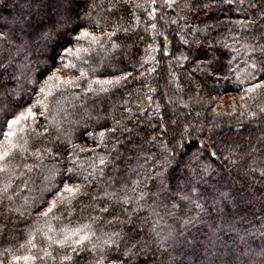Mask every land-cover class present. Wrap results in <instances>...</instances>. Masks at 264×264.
I'll list each match as a JSON object with an SVG mask.
<instances>
[{"label":"trees","instance_id":"16d2710c","mask_svg":"<svg viewBox=\"0 0 264 264\" xmlns=\"http://www.w3.org/2000/svg\"><path fill=\"white\" fill-rule=\"evenodd\" d=\"M20 3L21 0H0V20L11 21ZM78 12L79 27L60 41L64 47L55 61L33 63L32 77L38 84H28L18 93L25 106L38 101L47 105L33 108L35 123L29 118L15 129L19 142L27 140L29 151L47 147L50 153L45 154L44 164L34 167L32 172H27L25 162L17 156L9 164L10 173H0V261L25 264L14 257L35 255L38 259L34 264H96V259L103 260V264H121L112 258L123 257L134 243L140 247L137 240H147L154 249L151 237L146 235L154 218L147 210L133 211L137 207L136 197L140 191L153 188V170L164 156H174L168 171L173 185L180 186L188 174L186 166L194 156H199L200 160L211 162L215 170L208 183L201 185L202 200L209 211L197 217L194 208H184L181 220L197 217L181 237L191 244L180 243L175 251L169 249L171 256L156 252L147 259L155 264H170L172 257L176 264H208L211 236L220 249L214 250V255L222 262L229 258L230 249L239 250V237L228 230L230 224H235L245 237V244L240 245L249 254L245 259L250 256L249 264H259L264 259L260 255L264 249V213L259 196L243 213L231 204H214V200L221 191L249 186L255 191L262 187L259 168L255 175L245 176L244 167L233 166L224 157L235 152L239 158L254 148L256 162L245 155L248 163L256 167L264 160V113L260 111L264 108V88L253 93L246 91L261 81L259 73L255 80L248 77L250 69L245 61L249 53L243 49L246 41L264 43V0H175L171 6L157 0H80ZM237 20L256 23L240 28L234 23ZM115 29L119 30L108 39ZM81 31L102 37V46L90 45L87 40L77 42L75 36ZM79 48H88L89 52L82 53L78 60L75 51ZM7 55L6 51L0 52V56ZM53 63L55 67L76 65L59 74L64 79L79 77V70L88 72L89 79H127L115 86L104 85L107 91L99 94H85L87 81H81L78 88L65 90L56 81L45 85L52 75L46 66ZM172 63L175 69H169ZM92 68L96 71L92 72ZM214 68L223 70L213 71ZM13 71L8 68L0 77L6 86L5 91H0V139L2 131L7 130L5 120L12 118L10 110L6 116L4 109L9 103L7 89L16 84ZM41 86L52 95H42ZM112 128L115 133L109 131ZM102 132L106 134L103 145L99 144ZM38 133L44 135L38 137ZM101 157L105 159L104 165L100 164ZM72 160L77 162L76 177L69 179L66 169L72 167ZM27 163H33L31 157ZM50 168L61 173L52 183L46 179ZM89 172L95 177L89 179L90 195L73 201L68 206L71 211L58 205L54 215L41 216L48 202L55 198L51 193L56 187L63 188L61 180L74 186ZM138 181L141 183L137 184ZM5 184H9L7 193L3 192ZM112 193H117L121 200L127 196L130 202L119 203ZM148 203H152L151 198ZM104 207L109 211L103 212ZM129 219L132 223L125 222ZM160 223L162 228L172 225L183 230L171 217L166 216ZM86 224H91L95 232L92 243L86 242L90 249L97 245L91 252L77 254L71 247L53 242L62 238V229ZM141 228L144 231L137 238L136 232ZM221 228L224 230L220 231ZM30 233L35 236V248L27 245ZM113 242L119 248L110 247ZM41 249L51 255L46 256ZM143 261L142 254L131 257V264Z\"/></svg>","mask_w":264,"mask_h":264},{"label":"snow or ice","instance_id":"6c2138e0","mask_svg":"<svg viewBox=\"0 0 264 264\" xmlns=\"http://www.w3.org/2000/svg\"><path fill=\"white\" fill-rule=\"evenodd\" d=\"M174 2L175 0H165V5L171 6ZM153 3H155V0H153ZM79 6L80 0H46V2L45 0H21L19 10L11 21L0 20V52L6 51L8 53L7 56H0V77L3 76V72L7 71L8 68H13L12 78L16 81V84L11 89H7L9 103L7 109L4 110L6 116L9 114L10 110L12 118L5 120L7 130L2 131V139H0V173H10L11 169L9 164L12 160H15L17 156H19L20 160L25 162L23 166L27 172H32L34 167H39L44 164L45 154L50 153V149L47 147L29 151L27 140H24L23 143L19 142L15 129L19 127L22 122L26 123L29 118L35 123L36 113L33 111V108L39 106L47 107V105H43L38 101L35 105L25 106L22 95H18V93H22L28 84H33L34 86L38 84V81H35L32 77L33 63L40 64L42 61L49 59L54 62L56 56L60 54V50L64 47L60 41L65 36L71 35L72 32L77 30L79 26L76 25V20L79 17ZM137 6L139 7V5ZM25 7H27V10H25ZM172 23H176V21H172ZM234 23L240 28H248L256 23V21L253 20L245 23L244 21L237 20ZM118 30L119 29H115L109 33L107 38L111 39ZM75 39L77 42L80 40H87L90 45L101 44L102 46L103 38L88 31H81L80 35L75 36ZM243 49L245 52L249 53L248 61H245L247 67L250 69L247 73L248 77L255 80L257 78V73L260 74L259 79L261 83L253 84L252 87L246 90L248 93H253L258 88H264V43L246 41L243 45ZM49 51L51 54H49ZM67 51L72 52L71 49H67ZM237 51L240 50L237 49ZM13 52H15L16 55H13ZM88 52V48L76 49V58L79 60L81 59L82 53ZM184 58L186 59V57ZM84 62L86 63L87 61ZM73 68H76V65L73 63L63 64L61 67H55L54 63L51 67L46 66V71L51 72L52 75L48 76L45 85H47L49 81H56L67 90L78 88L80 87L81 81H87L85 94H99L107 91L104 85L115 86L119 84L121 80L127 79L126 76L118 77L114 80L89 79L88 72L84 70H79L80 75L76 78L69 77L64 79L59 75L65 69ZM221 70L223 69H213V71ZM91 71L95 72L96 69L92 68ZM93 85H100V87L94 88ZM5 90L6 86L3 81L0 80V91ZM39 91L42 95H52V92L50 90L46 91V88L43 86L39 88ZM243 99L244 97H241V100ZM260 111L264 113V108H261ZM41 115H43V113H41ZM252 115L255 116L257 114L253 113ZM32 131H35V129ZM109 131L115 133L116 129L112 128L109 129ZM43 135L44 133L37 134L38 137ZM105 135L104 132L100 133L99 144H104ZM83 150L84 149H81V151ZM167 151V148H165V152ZM255 151L256 150L253 148L252 151L246 154H240L239 158H236V153L232 152L225 156L224 159L233 166L244 167L246 169L244 172L245 176L250 173L255 175L257 173V168H259L258 175L262 187L255 191H252L251 186L247 189L242 188L238 191H221L219 196L215 198L214 204H231L239 208L241 213H243L250 209L252 203L256 201L257 196H259L258 202L260 204V210L261 213H264V160L257 164L256 167H252L251 164L248 163V160L245 159L246 155L255 163L256 157L252 155ZM211 155L215 156V153ZM29 157H31L33 161L32 164L27 163ZM173 159L174 156H164L158 167L154 168L151 176V179L154 181L153 188L148 191H140L138 197H136L137 207L133 210L136 213L147 210L151 217L154 218L151 221L146 235L151 237V242L155 245V248H151L147 240H137L140 247H137V244L134 243L123 257L115 256L112 258L113 260H120L121 264H131V257H139L142 254L144 256L143 264H155L154 261H149L147 259L149 255H154L156 252H159L161 255L171 256L169 249L175 251L176 246L180 243L191 244L186 238L182 241L181 237L185 236V232L190 225L196 223L197 217H199L200 214L209 211L205 206L206 201L202 200L203 192L201 191V185L208 183V178L213 175L215 170L212 168L211 162L202 161L199 156H194L193 162L186 166L188 168V174L182 178L183 186H180L179 183L173 185L171 174L168 171ZM69 163L72 167L66 169V174L69 179H73L76 177L75 169L77 167V162L72 160ZM105 163V159L101 157L100 164L104 165ZM60 174L58 169L50 168L48 169L46 179L49 183H52ZM90 177H92V179L95 178L94 174L89 172L88 175L83 176L81 183L74 186H70L61 180L60 183L63 184V188L56 187L55 191L51 193L55 198L48 202V207L41 213V216L47 218L50 215H54V209H56L58 205H65V210L71 211L72 209L68 206H71L73 201L78 200L81 196L90 195L88 192V188L91 186L89 183ZM136 183L139 184L141 182L138 181ZM8 187L9 184L4 185V193H7ZM133 191H135V188ZM204 191L207 190L205 189ZM111 196L122 204L130 202V198L127 196H125L123 200L120 199L117 193H112ZM91 198L97 199L95 196ZM149 198L152 199V203H148ZM9 199H11V197H9ZM241 205H245V207L241 208ZM186 207L194 208L197 212V217L188 216L181 220L180 214H182L183 209ZM221 210L222 209H217V211ZM102 211L108 212L109 208L104 207ZM252 215L255 216L256 213L252 212ZM166 216L178 221L179 224L182 225L183 230L172 225H167L162 228L160 222L163 221ZM56 218L59 219V217ZM244 218L245 217L241 215V219L243 220ZM95 219L96 218H93V220ZM144 219L147 221L148 217ZM125 222L132 223L130 219ZM109 223H111V221H109ZM133 228H135L134 224ZM133 228H130L129 231L131 232ZM223 230V228L220 229V231ZM228 230L239 237V245L237 246L239 250L230 249L228 252L229 258L221 262L219 257L214 255V250L215 252H219L220 249L217 247L213 237L210 236L208 241L209 246L207 248L209 257L208 264H249L250 256L249 259H245V256L249 255L247 249L240 247V245L245 244V237L240 235V229H238L235 224H230ZM143 231L144 229L142 228L137 231L136 237H140ZM261 231L264 232V226H262ZM93 235H95V232L92 229V225L86 224L72 229H62V238L53 242L57 243L60 247H71L77 254L81 251L91 252L97 247L96 244H93L91 249L87 247V243H92L91 237ZM116 235H119V233H116ZM48 239L52 240L51 237H48ZM109 239H111V236H109ZM105 243H107V241H105ZM27 245L32 248L36 247L35 236L31 233L29 234ZM21 247H24V245ZM110 247H113V249L119 248V244L113 242V245ZM41 250L45 252L46 256L51 255V253L46 250ZM193 252H196V248H193ZM260 255L264 257V249L260 250ZM106 258L105 256V259ZM14 259L16 261L24 260L25 264H29V262L34 264L38 257L35 255H26L15 256ZM0 264H3V262L0 261ZM96 264H103V260L96 259ZM170 264H176L174 257H172ZM259 264H264V259H261Z\"/></svg>","mask_w":264,"mask_h":264},{"label":"rangeland","instance_id":"374dc122","mask_svg":"<svg viewBox=\"0 0 264 264\" xmlns=\"http://www.w3.org/2000/svg\"><path fill=\"white\" fill-rule=\"evenodd\" d=\"M158 1H159V4L163 3L165 5V0H157V2ZM169 69H175V65L173 63L170 64ZM190 78H192V77L190 76ZM177 93H179L178 89H177Z\"/></svg>","mask_w":264,"mask_h":264}]
</instances>
